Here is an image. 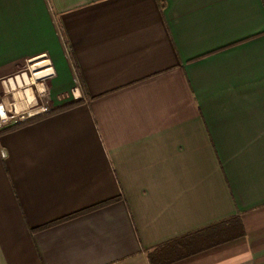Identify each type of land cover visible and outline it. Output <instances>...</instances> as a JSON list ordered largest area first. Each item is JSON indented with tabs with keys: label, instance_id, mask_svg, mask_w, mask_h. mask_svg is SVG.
Instances as JSON below:
<instances>
[{
	"label": "crops",
	"instance_id": "obj_1",
	"mask_svg": "<svg viewBox=\"0 0 264 264\" xmlns=\"http://www.w3.org/2000/svg\"><path fill=\"white\" fill-rule=\"evenodd\" d=\"M0 264H264V0H0Z\"/></svg>",
	"mask_w": 264,
	"mask_h": 264
},
{
	"label": "rangeland",
	"instance_id": "obj_2",
	"mask_svg": "<svg viewBox=\"0 0 264 264\" xmlns=\"http://www.w3.org/2000/svg\"><path fill=\"white\" fill-rule=\"evenodd\" d=\"M22 72H24L26 75H27V77L29 78V81L31 80V78H32V70H31V68H30V64L29 65H25V66H23V67H21L20 69H19V71H17L15 74L16 75H18V74H21ZM15 76V75H14ZM30 83H32V82H30ZM31 87H32V84H31ZM3 97H7L8 98V100L10 101L9 102V104H11L12 102H13V96H12V92H11V90H7V89H5L4 88V92H3V96H2V98ZM34 108H39L40 110L38 111L40 114H38V112H36V113H34V114H32V115H28V108L27 109H24V110H17L15 113H14V109H15V107L14 106H10L9 107V109H8V112H10L11 113V115L13 116L14 115V117L15 118H17L18 120H20V122L19 123H23V122H25V120H27V119H29V118H31V117H33V116H41L42 114H45V113H47V111H43V105L41 104V102H39V100L37 101V105H35L34 107H32L31 109H34ZM30 110V109H29ZM12 111V112H11ZM7 122V121H6Z\"/></svg>",
	"mask_w": 264,
	"mask_h": 264
},
{
	"label": "trees",
	"instance_id": "obj_3",
	"mask_svg": "<svg viewBox=\"0 0 264 264\" xmlns=\"http://www.w3.org/2000/svg\"><path fill=\"white\" fill-rule=\"evenodd\" d=\"M72 103H69L68 105L70 106ZM68 105H65V106H63V107H66V106H68ZM48 113H50V112H47V114ZM37 117H39V116H37ZM36 116H33V117H31V118H29V119H27V120H25V122H28V121H31V120H33V119H35V118H37ZM25 122H23V123H25ZM20 124H22V122L21 123H16V124H13V125H11V126H9V127H6V128H4V129H2L3 131H6V130H9V129H11V128H14V127H16V126H18V125H20ZM149 258H151L150 256H149Z\"/></svg>",
	"mask_w": 264,
	"mask_h": 264
},
{
	"label": "built area",
	"instance_id": "obj_4",
	"mask_svg": "<svg viewBox=\"0 0 264 264\" xmlns=\"http://www.w3.org/2000/svg\"><path fill=\"white\" fill-rule=\"evenodd\" d=\"M10 106H11V104H10ZM8 109H9V108H8ZM8 109H6V110H4V111H8ZM4 114H6V112H5Z\"/></svg>",
	"mask_w": 264,
	"mask_h": 264
}]
</instances>
